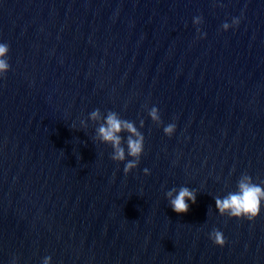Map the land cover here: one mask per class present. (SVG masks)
Listing matches in <instances>:
<instances>
[{
  "label": "water",
  "instance_id": "95a60500",
  "mask_svg": "<svg viewBox=\"0 0 264 264\" xmlns=\"http://www.w3.org/2000/svg\"><path fill=\"white\" fill-rule=\"evenodd\" d=\"M0 43V264H264V205L213 199L264 181V0H0ZM108 111L144 136L127 174L94 139Z\"/></svg>",
  "mask_w": 264,
  "mask_h": 264
},
{
  "label": "clouds",
  "instance_id": "9594fccd",
  "mask_svg": "<svg viewBox=\"0 0 264 264\" xmlns=\"http://www.w3.org/2000/svg\"><path fill=\"white\" fill-rule=\"evenodd\" d=\"M192 22L193 25H199L202 23V18L199 16L194 17ZM239 23V18H233L231 24L225 22L221 27L222 30L227 31L230 27L238 26ZM197 32H200L199 28H197ZM203 35L201 33L200 38H203ZM8 51L9 46L6 43H0V77H3L10 67L7 59ZM148 116L157 126L161 124L159 111L155 106L148 110ZM88 119L101 121L100 110H93L89 114ZM83 124L84 121H81V125ZM141 127H143V121H141ZM175 129L176 125L170 123L163 127V133L171 137ZM121 133H127L126 138L122 137ZM94 139L111 146L112 154L110 158L112 161L123 162L126 156L131 158L124 165L123 172L125 174L137 167L144 150V136L134 122L122 119L116 112L108 111L96 128ZM123 144H126V150L122 146ZM144 173L147 175L148 170L145 169ZM165 196L172 211L177 214L187 213L189 202L192 204L196 202V190L186 186H181L179 189L173 187L166 192ZM213 199L215 201V209L220 216H226L229 219L243 218L253 221L260 213L261 206L264 205V181L255 183L250 175L244 173L237 181L236 191L228 192L222 198L217 196ZM209 239L214 245L219 247H223L226 242L223 233L215 228L209 233ZM50 261L51 257H44L42 264H50ZM11 264H16V258H13Z\"/></svg>",
  "mask_w": 264,
  "mask_h": 264
}]
</instances>
